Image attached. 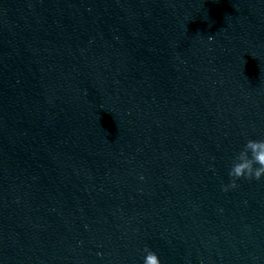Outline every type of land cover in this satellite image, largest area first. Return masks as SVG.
Instances as JSON below:
<instances>
[{"label": "clouds", "instance_id": "1", "mask_svg": "<svg viewBox=\"0 0 264 264\" xmlns=\"http://www.w3.org/2000/svg\"><path fill=\"white\" fill-rule=\"evenodd\" d=\"M211 39L209 36V40ZM228 175L231 179L228 184L222 185L224 192L235 189L237 181L241 179L261 180L264 177V140L248 139L236 156ZM144 252L143 264H161L158 255L151 249L145 247Z\"/></svg>", "mask_w": 264, "mask_h": 264}]
</instances>
